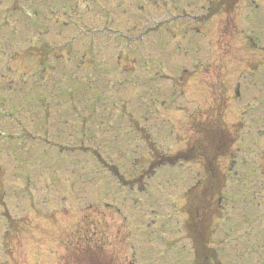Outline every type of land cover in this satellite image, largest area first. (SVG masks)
I'll return each mask as SVG.
<instances>
[{
	"label": "rangeland",
	"instance_id": "obj_1",
	"mask_svg": "<svg viewBox=\"0 0 264 264\" xmlns=\"http://www.w3.org/2000/svg\"><path fill=\"white\" fill-rule=\"evenodd\" d=\"M36 1L34 7L22 0L20 7L0 0V264H60L64 253L82 251L76 240L82 235L93 242L92 251L104 247L97 252L103 264H192L184 196L204 182L205 171L199 163L151 165L161 154L191 157L197 119L210 121L212 148L229 142L218 160L225 185L212 198L218 212L210 214L207 230L213 264H264V0H137L124 12L120 3L101 0L111 15L109 7L99 15L94 0H80L76 17L70 0L52 19L47 16L56 6ZM33 12H39L35 22ZM105 24L118 34L98 35L99 60L81 66V32L102 34ZM143 29L149 36H138ZM86 37L88 45L95 36ZM147 62L155 73L139 70ZM41 70L43 86L35 82ZM64 75L69 80L59 84ZM87 77L93 93L109 101L110 113L120 99L125 109L82 120L76 111L86 109V98L63 105ZM47 102L61 106L52 105L45 123L40 109ZM119 166L126 176L120 182ZM150 175L153 181H145ZM110 204L121 207L125 219L110 216ZM147 250H158L160 259L166 254L164 263Z\"/></svg>",
	"mask_w": 264,
	"mask_h": 264
}]
</instances>
